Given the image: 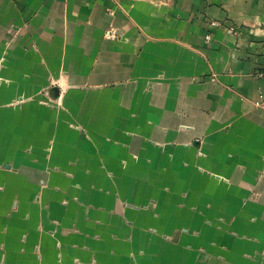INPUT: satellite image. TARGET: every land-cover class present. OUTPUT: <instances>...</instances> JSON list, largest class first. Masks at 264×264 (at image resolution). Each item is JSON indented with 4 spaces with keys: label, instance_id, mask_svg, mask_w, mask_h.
<instances>
[{
    "label": "crops",
    "instance_id": "1",
    "mask_svg": "<svg viewBox=\"0 0 264 264\" xmlns=\"http://www.w3.org/2000/svg\"><path fill=\"white\" fill-rule=\"evenodd\" d=\"M263 66L264 0H0V264H264Z\"/></svg>",
    "mask_w": 264,
    "mask_h": 264
},
{
    "label": "built area",
    "instance_id": "2",
    "mask_svg": "<svg viewBox=\"0 0 264 264\" xmlns=\"http://www.w3.org/2000/svg\"><path fill=\"white\" fill-rule=\"evenodd\" d=\"M254 77L256 79H262V80H264V66L261 67L259 70H257V72L254 74Z\"/></svg>",
    "mask_w": 264,
    "mask_h": 264
},
{
    "label": "rangeland",
    "instance_id": "3",
    "mask_svg": "<svg viewBox=\"0 0 264 264\" xmlns=\"http://www.w3.org/2000/svg\"><path fill=\"white\" fill-rule=\"evenodd\" d=\"M2 261H3V259H2Z\"/></svg>",
    "mask_w": 264,
    "mask_h": 264
}]
</instances>
